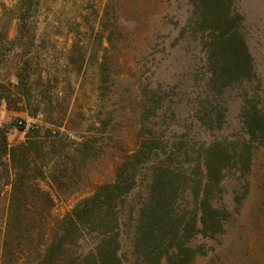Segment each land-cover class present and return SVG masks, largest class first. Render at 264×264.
<instances>
[{"label": "rangeland", "instance_id": "374dc122", "mask_svg": "<svg viewBox=\"0 0 264 264\" xmlns=\"http://www.w3.org/2000/svg\"><path fill=\"white\" fill-rule=\"evenodd\" d=\"M20 3L0 0V130L8 145L24 141L36 127L54 136L49 153L35 156L34 163L50 161L51 174L66 167L71 177L63 191L72 192L60 194L44 166V178L39 171L33 175L52 194L55 216L110 179L119 153L138 143L140 128L167 139L216 134L193 118L189 91L201 64L199 45L186 26L188 0H38L27 13L26 32L15 37ZM235 7L264 99V0H235ZM104 48L105 80L99 58ZM156 83L165 96L155 118L148 108L141 114L135 98ZM226 99L227 122L219 133L238 136L240 102L233 94ZM94 145L102 150L97 156ZM8 166L1 155L0 227L10 191ZM232 175L214 192L225 207L222 228L194 237L192 264H264V146L257 144L250 170L238 183L237 173Z\"/></svg>", "mask_w": 264, "mask_h": 264}, {"label": "trees", "instance_id": "16d2710c", "mask_svg": "<svg viewBox=\"0 0 264 264\" xmlns=\"http://www.w3.org/2000/svg\"><path fill=\"white\" fill-rule=\"evenodd\" d=\"M19 1L15 37L26 32L27 13L38 5V0ZM188 6L186 26L199 45L201 64L189 91L193 118L216 134L167 139L140 128L138 143L119 153L110 179L57 217L52 194L33 175L39 171L44 178V166L60 194L72 192L63 191L71 177L66 167L51 174L50 161L41 167L34 163L35 156L49 153L54 136L36 127L24 141L8 145L0 130V156L8 157L11 170L0 264H192L194 237L221 230L226 212L214 192L222 191L229 175L237 173L238 183L250 170L257 144L264 146L263 85L235 0H188ZM107 50L99 57L104 80ZM16 78L21 83L23 74L17 72ZM162 93L158 83L136 93L140 113L148 108L160 116ZM230 94L240 102L238 136L219 133L227 122ZM100 152L94 145V156Z\"/></svg>", "mask_w": 264, "mask_h": 264}, {"label": "water", "instance_id": "95a60500", "mask_svg": "<svg viewBox=\"0 0 264 264\" xmlns=\"http://www.w3.org/2000/svg\"><path fill=\"white\" fill-rule=\"evenodd\" d=\"M0 105H1V101H0Z\"/></svg>", "mask_w": 264, "mask_h": 264}]
</instances>
